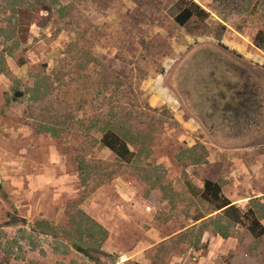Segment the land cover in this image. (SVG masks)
I'll list each match as a JSON object with an SVG mask.
<instances>
[{"label":"rangeland","instance_id":"1","mask_svg":"<svg viewBox=\"0 0 264 264\" xmlns=\"http://www.w3.org/2000/svg\"><path fill=\"white\" fill-rule=\"evenodd\" d=\"M108 1L105 9L98 0L76 1L61 18L37 11L27 41L5 58L10 74H0V264H264V236L254 240L241 224L231 237L236 248L222 250L218 243L220 251L208 252L177 245L179 230L191 223L182 209L193 216L196 207L182 202L172 211L147 180L148 173H158V182H169L189 202L203 177L237 184L233 197L242 196L247 182L264 183V50L252 42L264 30V0H192L209 16L185 25L174 21L178 0ZM41 20L48 21L44 28L36 24ZM42 77L48 84L36 101L30 90ZM236 84L250 99L245 109H253L255 122L243 123L233 111L221 117L227 100L212 103L231 96ZM197 97L213 111L203 124ZM66 115L74 124L63 126L59 137L32 127L43 116L58 124ZM110 116L120 120L118 132L131 139L140 133L147 157L121 162L101 145L95 128L88 132L96 142L89 143L87 126H103ZM82 149L118 171L80 204L108 232L100 250L85 244L88 257L73 247L72 235L52 237L32 225L42 218L68 225L75 214L68 202L84 189L75 164ZM189 152L206 162L185 164ZM211 235L198 245L208 246ZM161 243L169 252L158 256Z\"/></svg>","mask_w":264,"mask_h":264},{"label":"trees","instance_id":"2","mask_svg":"<svg viewBox=\"0 0 264 264\" xmlns=\"http://www.w3.org/2000/svg\"><path fill=\"white\" fill-rule=\"evenodd\" d=\"M76 1L87 2L88 0H0V74H10L7 69L5 58L6 56H12L13 52L17 50L22 43L27 41L32 15L34 13L37 11H45L48 14L54 12L61 18L72 11ZM98 1L99 3L101 2L99 5L101 8L105 9L109 5L108 0ZM258 1L262 2V0ZM176 8L177 14L175 15L174 21L178 23V25H185L191 18L203 21L209 16L203 8L192 0H178ZM36 24L44 28L48 24V21L41 20L40 22H36ZM252 42L256 48L264 50L263 29H258ZM82 64L85 65L84 60ZM81 65H78V67ZM15 80L16 79H14V81ZM61 80L62 78L60 77V81ZM46 82L48 84L47 77L36 80L34 86L30 90V98L37 101L39 96H44L46 88L43 86L47 85ZM15 93L17 95L22 94L17 89H15ZM8 100L9 99L6 101L8 102ZM73 118L72 115H66L65 118L59 120V123L56 124L46 121V118L43 116L42 120L38 121V124H32V127L37 133H47L52 137H59L63 126H72L74 124L72 123ZM80 121V123L84 122L82 119ZM119 121V119L117 121V118L110 116L105 119V124L103 126L97 122H92L87 126L85 138H88V140L90 139L89 143L93 145L96 142V138L88 131L91 128H95L101 132V138L99 139L101 145L108 148L121 162L130 163L133 159H139L138 156L141 157V155L147 157L148 153H141L142 147L145 146L148 148L145 144L147 142H144L143 138L138 137L140 133L131 139L127 136V132H118ZM123 138L128 139L125 140ZM79 146L83 147L80 143ZM130 146L134 147V150H131ZM194 148L195 147H191L187 151H192ZM201 157L202 156L192 155V153L189 152L187 156L188 162H185V164L205 163L204 157L203 159ZM75 164L80 179L79 183L84 189L81 190L76 198L68 202V208L75 211V214L70 216L68 225H54L44 218L36 220L32 225L38 232L51 235L52 237L61 235L63 238L69 239L72 235L77 241L73 244V247L78 252L88 257L90 254L88 250L85 249V244H88L87 246L90 245L88 248L92 250H100L107 239L108 232L100 223L95 222L92 217L87 215L85 211L81 209L80 204L95 188L105 184L118 171H116V168L115 170L109 168L105 169L104 164L100 160L88 158L86 151L83 149L75 156ZM147 177V180L153 188L156 186L159 187L162 192V197L170 204V209L177 207V203L181 202L182 198L185 197H180L179 194L183 193L175 191L169 182H165L164 184L163 182H158L160 180V175L158 173H148ZM202 184V188L199 189L198 193L196 192V200L193 203L191 202L192 204H188L189 207L195 205L196 212L194 211L191 218L193 221L199 222L185 229V231L182 232L183 236L179 235L177 236L178 238L172 237L177 245L179 243H185L188 247L193 245L192 248L196 250L201 247L206 248V244L199 246L198 243L201 241L203 233L208 228H210L213 234L220 235L222 238H228L233 236L230 230L231 227L237 224H241L254 240H258L264 236V226L260 223V219L264 217V203H256L254 206V208L256 207L255 210L249 208L243 211L231 204V202L224 197L218 182L204 179ZM86 187H88V189ZM176 196H178V199ZM193 198L194 197H191V199ZM223 208L224 211L222 214L217 213L212 215ZM187 209L188 208H184L182 211L188 214ZM222 217L228 219L229 223L227 225L223 222ZM68 229L71 230V234ZM166 247L164 243L158 245L156 254L159 256L169 252ZM90 259H92V257ZM160 260L162 261V257ZM151 264L156 263L152 262Z\"/></svg>","mask_w":264,"mask_h":264},{"label":"crops","instance_id":"3","mask_svg":"<svg viewBox=\"0 0 264 264\" xmlns=\"http://www.w3.org/2000/svg\"><path fill=\"white\" fill-rule=\"evenodd\" d=\"M261 102V101H260ZM230 104V107H235V106H237V104L235 103V101L233 102L232 100L229 102ZM264 102H262V104H261V106H262V109H263V106H264V104H263ZM249 104H250V102L247 104V106L248 107H250L249 106ZM225 105H223L222 107H224ZM246 110V116H245V119L244 120H241V122H245L246 123V120H250L251 118V121H254L253 120V116H254V112H252L253 111V109H245ZM224 111V113L226 112L225 110H223ZM238 112H241V111H238ZM261 112V111H260ZM260 116H258V115H256V118L255 119H257V118H259ZM201 121V120H200ZM203 122H205V121H203L202 120V124H203ZM250 122V121H249ZM255 122V121H254ZM257 122H259V120L257 121ZM204 126V125H203ZM219 128V127H218ZM204 129H205V127H204ZM207 129V128H206ZM215 129V128H214ZM209 130V129H208ZM256 130V129H255ZM259 129H258V127H257V130L256 131H253V128L251 129V131L255 134V133H258L259 131H258ZM213 131V130H212ZM227 131L228 130H225V131H223V130H219L218 131V134L219 135H221V136H223L224 134H228L227 133ZM227 136H229V135H227ZM233 137H237V136H233ZM264 155V154H263ZM205 160H207V159H205ZM206 162V161H205ZM204 162H202V163H200V164H203ZM256 164V160H255V163L252 165V170L253 169H256L257 168V165H255ZM196 165H198V164H196ZM204 179H209V180H212V181H215V182H218L219 183V185L221 186V192H222V194L224 195V197H226L230 202H231V204H233V205H235L236 207H238L240 210H244L245 211V209H249V208H251V209H256V207L254 208V207H252V205L254 206L256 203H264V195H262V192H264V183L262 184V185H258V187L257 186H254L251 182H253V181H250V182H247V185H246V187H243L242 188V193H240L242 196L241 197H233L232 195H233V186H236V188L238 187V185L237 184H234V183H232V182H223V180L221 179V177L220 178H212V177H203L202 178V181L201 182H198V186H199V189H201L202 188V186H203V184H202V182H203V180ZM262 182H264V179H262ZM199 189H198V191H199ZM198 193V192H197ZM124 196L126 197V194H124ZM260 197H262L261 199H260ZM194 199V198H193ZM191 199V201L189 202L185 197L184 198H182V201L181 202H179V203H177V204H181L182 202H187V203H191V202H194L196 199ZM254 199H256L257 200V202L255 203V202H253V200ZM259 199V200H258ZM255 200V201H256ZM185 208H187V207H185ZM184 209V208H183ZM224 211V208L223 209H221V210H219V211H217V212H215V213H213L212 215H215V214H217V213H221L222 214V212ZM183 212V211H182ZM189 213H191V212H189ZM261 213V212H260ZM183 214V217L185 218H187V219H189L190 221H191V223L190 224H188V225H186L182 230H179V232H183V231H185V229H187L188 227H190L191 225H193V224H195V223H197V222H199V221H193V219L192 218H189V217H191L190 215H188L185 211L182 213ZM222 219H223V221L224 220H228L227 218L226 219H224V217H222ZM260 223L264 226V217L263 218H261L260 219ZM234 227L235 226H233V227H231V232H232V234L234 233ZM209 232L212 234L211 236H212V238L209 240V242H208V252H216V251H220V247H222V250L223 249H230V248H236L237 247V240L235 239V238H231L232 236H230V237H228V238H222L220 235H215V234H213L212 232H211V230H210V228H208L204 233H203V235H202V237H201V240L202 239H205V237H207V236H209ZM170 238V237H169ZM168 238V239H169ZM233 240L235 241L234 242V244H233ZM203 241V240H202ZM221 241V242H220ZM218 243H221L222 244V246H217V244ZM229 243H231V244H233L234 246H232L231 244H229ZM154 244H156V242H154ZM185 244V243H184ZM223 254V253H222Z\"/></svg>","mask_w":264,"mask_h":264},{"label":"flooded vegetation","instance_id":"4","mask_svg":"<svg viewBox=\"0 0 264 264\" xmlns=\"http://www.w3.org/2000/svg\"><path fill=\"white\" fill-rule=\"evenodd\" d=\"M236 83V82H235ZM234 83V84H235ZM228 85L230 88H232L233 86H234V84H229V83H225V85ZM241 87H243L242 85H240V84H236V88H235V90H234V93H232L231 94V96H228L227 98H224V96L225 95H220V97L218 96V93H217V98H215V100H214V98L212 99L213 100V102L212 103H214V102H219V98L220 99H224L223 101H226L225 103H224V105H225V107L224 108H222V110H225L226 112L224 113V111L222 112L223 114L222 115H220L221 117H223V116H225V117H227V116H229V114H230V111H233L235 114H236V116L237 117H239L240 115H241V120H244L245 119V116H246V111H244L245 110V108L247 107V104H248V102L250 101V99H248L247 98V96H243V94L244 93H246L245 91H243L242 93L240 92V91H238V88H241ZM191 98V97H190ZM197 102H196V109L197 110H199L198 109V107H200V109H201V111H197V113L199 114L198 116H200V118L202 119V120H204V121H206V122H208V118L209 117H211L212 116V114H211V112H213V111H211L210 112V108H208V107H210V106H205V104H202L201 102H200V100H199V98L197 97ZM244 99V100H243ZM235 101V103L237 104V106H235V107H230V101ZM201 101H203L202 99H201ZM195 104V103H194ZM223 106V105H222ZM238 111H241V112H238ZM244 111V112H243ZM243 112V113H242Z\"/></svg>","mask_w":264,"mask_h":264}]
</instances>
